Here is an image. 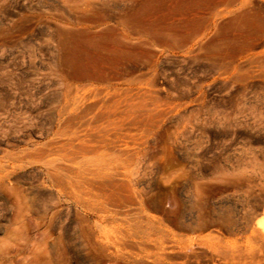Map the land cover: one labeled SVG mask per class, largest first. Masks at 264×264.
<instances>
[{"label":"rangeland","instance_id":"1","mask_svg":"<svg viewBox=\"0 0 264 264\" xmlns=\"http://www.w3.org/2000/svg\"><path fill=\"white\" fill-rule=\"evenodd\" d=\"M18 212L25 264H264V0H0Z\"/></svg>","mask_w":264,"mask_h":264},{"label":"bare ground","instance_id":"2","mask_svg":"<svg viewBox=\"0 0 264 264\" xmlns=\"http://www.w3.org/2000/svg\"><path fill=\"white\" fill-rule=\"evenodd\" d=\"M54 220H55V215H50V216H47L46 214L28 215L21 212L12 215L6 214V216H0V230L3 229L4 231L14 232L11 233L12 236V234H15V232L17 231L20 232L22 230H29L31 228L30 226L31 222L35 224L34 227H36V229H39L44 224V222H48L51 224ZM50 224L46 227L51 229L55 228V226L53 225L51 226ZM47 231H48L47 228H44L43 231L41 229V233L43 232V234L46 233ZM46 234L48 235V233ZM6 241L9 242V239L7 238ZM27 241L28 240L26 238H23V239H19L18 241H10L9 243H5L3 238H0V264H25L26 262L24 261V259L26 255H28V253L30 252V248H28L27 246ZM58 247L56 246L53 251V259L54 262L56 263L58 262L57 264H59L62 255ZM36 255H38L37 252ZM38 257H35L36 260L34 262H30V263L27 262V264H44L45 261L43 260L41 261Z\"/></svg>","mask_w":264,"mask_h":264}]
</instances>
